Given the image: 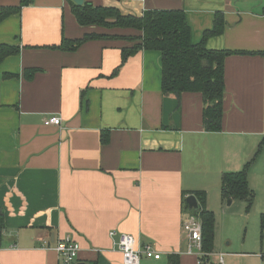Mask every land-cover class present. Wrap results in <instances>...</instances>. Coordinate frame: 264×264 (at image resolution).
<instances>
[{
	"label": "crops",
	"instance_id": "obj_1",
	"mask_svg": "<svg viewBox=\"0 0 264 264\" xmlns=\"http://www.w3.org/2000/svg\"><path fill=\"white\" fill-rule=\"evenodd\" d=\"M84 1L134 16L183 10L193 44L222 12L225 32L207 48L244 53L225 60L222 128L205 130L202 95L162 93L159 52L122 62L123 49L136 44L125 38L141 33L82 27L69 0H0V8L20 7L0 24V45L19 48L0 65V264H61L42 243L65 236L81 246L78 264H123L113 231L162 254L140 264H198L183 233L185 195L205 192V208L215 215L216 196L228 205L223 174L242 171L264 140V0ZM93 33L118 38L53 48ZM51 117H60L61 127L46 126ZM249 183L253 208L264 211V146ZM220 231L216 218L208 262L219 264L223 255L224 264H235L248 253L220 247Z\"/></svg>",
	"mask_w": 264,
	"mask_h": 264
},
{
	"label": "trees",
	"instance_id": "obj_2",
	"mask_svg": "<svg viewBox=\"0 0 264 264\" xmlns=\"http://www.w3.org/2000/svg\"><path fill=\"white\" fill-rule=\"evenodd\" d=\"M69 2L78 24L82 27L94 26L107 30L131 29L141 33L138 37L125 38L136 42V44L132 48L123 49L122 62H126L130 56L140 51L159 52L162 63V93L175 96L184 93L202 95L205 106L203 111L205 130L207 132L221 131L225 93V60L233 54H244L227 50H209L207 48V42L211 38L221 36L225 32L226 20L222 12L215 14L212 29L204 32L202 40L198 44H193L191 28L183 10H150L143 13L142 16H134L124 15L116 7H98L87 2L82 6H77L72 0H69ZM29 4L30 1H23L21 7ZM19 12L20 7L0 8V24ZM114 38L118 37L95 33L86 34L78 40L63 39L59 47L53 48L74 51L87 41ZM17 54H19L18 47L0 45V65L6 58ZM32 75L33 72L27 71V77ZM15 77L12 74L4 75L6 79ZM109 140V132H103L102 144H108ZM263 146L264 140L255 157L246 164L242 171L223 174L221 195L224 201H244L247 203L248 211L253 208L255 193L249 183V170L261 154ZM189 195H194L200 205V211L194 214L202 224L203 251L206 254H212L215 243V215L205 208V192H195L185 196ZM186 209L188 210L187 206ZM261 223L262 234L264 235V215H262ZM4 230V214L0 211V248L3 243ZM208 260L209 256L202 258V264H210ZM172 264H178V259L173 258Z\"/></svg>",
	"mask_w": 264,
	"mask_h": 264
},
{
	"label": "built area",
	"instance_id": "obj_3",
	"mask_svg": "<svg viewBox=\"0 0 264 264\" xmlns=\"http://www.w3.org/2000/svg\"><path fill=\"white\" fill-rule=\"evenodd\" d=\"M62 119L60 117H51L45 122L46 126L61 127ZM183 233L187 241V254L195 255L198 264H202L201 259L211 257L212 254H206L203 251L202 224L200 219L189 210L185 213L183 221ZM110 237L115 239V246L123 257V264H140L142 259L161 260L162 254L156 251L151 245H138L136 240L129 234L110 233ZM43 249H52L58 255L61 264H78L81 246L71 236H65L58 241L51 243L43 241ZM219 264H224V256H218Z\"/></svg>",
	"mask_w": 264,
	"mask_h": 264
},
{
	"label": "rangeland",
	"instance_id": "obj_4",
	"mask_svg": "<svg viewBox=\"0 0 264 264\" xmlns=\"http://www.w3.org/2000/svg\"><path fill=\"white\" fill-rule=\"evenodd\" d=\"M213 206L217 222L221 226L220 247L239 255L248 253L237 258L235 264H264V235L260 227L264 211L257 207L248 211L246 204L239 200L230 206L224 205L221 199L217 200V196L211 208Z\"/></svg>",
	"mask_w": 264,
	"mask_h": 264
},
{
	"label": "water",
	"instance_id": "obj_5",
	"mask_svg": "<svg viewBox=\"0 0 264 264\" xmlns=\"http://www.w3.org/2000/svg\"><path fill=\"white\" fill-rule=\"evenodd\" d=\"M77 6L84 5V0H72ZM186 204L188 207V210L194 213H198L200 211V205L198 203L197 198L194 195H190L186 199ZM231 204V201L228 202V205Z\"/></svg>",
	"mask_w": 264,
	"mask_h": 264
}]
</instances>
